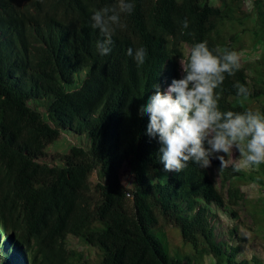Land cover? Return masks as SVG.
Wrapping results in <instances>:
<instances>
[{
    "label": "trees",
    "instance_id": "trees-1",
    "mask_svg": "<svg viewBox=\"0 0 264 264\" xmlns=\"http://www.w3.org/2000/svg\"><path fill=\"white\" fill-rule=\"evenodd\" d=\"M130 2L102 56L90 17L115 0H0V264H264L252 244L264 207L251 205L247 223L234 187L226 198L215 180L264 187V164L246 176L213 155L208 169L165 172L138 114L153 85L182 77L184 46L201 41L240 56L216 90L220 110L264 113V0ZM138 47L142 65L127 54ZM64 135L79 144L49 155Z\"/></svg>",
    "mask_w": 264,
    "mask_h": 264
},
{
    "label": "clouds",
    "instance_id": "clouds-1",
    "mask_svg": "<svg viewBox=\"0 0 264 264\" xmlns=\"http://www.w3.org/2000/svg\"><path fill=\"white\" fill-rule=\"evenodd\" d=\"M134 7L130 0H115L110 6L93 10L91 27L98 29L102 37L95 45L100 55L112 51L116 30L126 28L122 14L130 15ZM188 27L189 21L185 18L182 29ZM127 54L142 65L147 50L129 48ZM179 63L182 77L172 79L166 90L153 85L154 94L138 109L140 116L147 114L149 118L146 134L160 144L163 170L179 173L190 162L208 169L210 157L221 152L231 157L233 148L242 157L243 167L264 164V113L259 109L221 111L218 106L220 96L216 90L223 85L226 74L232 76L239 71V54L227 47L209 48L207 41H201L194 43L186 60L181 59ZM233 87L236 96L244 100L252 95L239 81ZM216 158L220 161V170L228 165L223 155ZM233 170L239 172L242 167L234 165Z\"/></svg>",
    "mask_w": 264,
    "mask_h": 264
},
{
    "label": "rangeland",
    "instance_id": "rangeland-1",
    "mask_svg": "<svg viewBox=\"0 0 264 264\" xmlns=\"http://www.w3.org/2000/svg\"><path fill=\"white\" fill-rule=\"evenodd\" d=\"M214 3V2H212ZM185 48V55L187 57L189 51H190V47L188 46H184ZM77 138V137H76ZM75 137H66L65 135L61 138V140L54 145L48 146L46 147V151L49 155H58V154H66L68 153L69 149L72 146H75L76 144H79L80 140ZM223 155L225 157V160L228 161V165L226 167H233L234 165L237 166H241L242 170H244V172L246 173V176L248 175L249 171H253L255 172L257 168H250L249 167H243V159L240 156L239 152L233 148L232 150V156L229 157L227 154L224 153H216L214 154V156H220ZM47 162L49 164H53V160L51 159V157H48ZM122 172H125V170H123ZM215 180H216V184L218 186V188L223 192V194L225 195L226 198L229 197L228 195V188L234 187V190H236V195L238 196L239 200H238V205H236V209L239 210L241 212V214L243 215L244 219L246 220L247 223L251 222V217L249 214V208H251V205H254L258 208H262L264 207V187H259L255 186L251 181H249L247 179V177L244 179L242 177H237L234 179H231L230 181L228 180L225 184L224 187L222 185V176L218 171H215ZM123 174V173H122ZM122 181L123 183L128 186V181L126 178H124L122 176ZM152 182H154L153 180H151ZM260 186V185H259ZM219 226V230L221 232H225V228L226 223L224 222V220L220 219V225ZM224 234V233H223ZM224 238L226 239V235H224ZM69 242L72 246V248L81 250L82 247L77 243V241L70 237L69 238ZM252 244L255 246V248H257V250L261 249L262 246H264V235L253 239L252 240ZM92 255L93 253H91V255L88 258L92 259Z\"/></svg>",
    "mask_w": 264,
    "mask_h": 264
}]
</instances>
